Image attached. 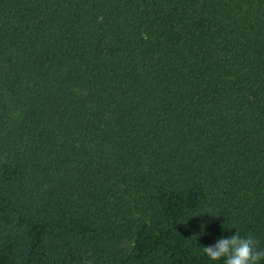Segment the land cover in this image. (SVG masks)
Returning <instances> with one entry per match:
<instances>
[{"label": "trees", "instance_id": "1", "mask_svg": "<svg viewBox=\"0 0 264 264\" xmlns=\"http://www.w3.org/2000/svg\"><path fill=\"white\" fill-rule=\"evenodd\" d=\"M236 231L264 249V0H0V264Z\"/></svg>", "mask_w": 264, "mask_h": 264}, {"label": "clouds", "instance_id": "2", "mask_svg": "<svg viewBox=\"0 0 264 264\" xmlns=\"http://www.w3.org/2000/svg\"><path fill=\"white\" fill-rule=\"evenodd\" d=\"M210 261L223 259L224 264H260L264 260V249L252 236L242 237L238 231L230 237L220 238L214 245L202 247Z\"/></svg>", "mask_w": 264, "mask_h": 264}]
</instances>
